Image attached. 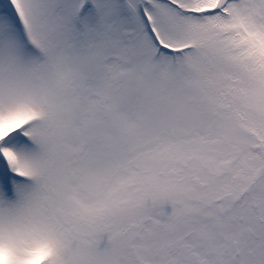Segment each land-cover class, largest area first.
I'll use <instances>...</instances> for the list:
<instances>
[{"label":"snow or ice","instance_id":"obj_1","mask_svg":"<svg viewBox=\"0 0 264 264\" xmlns=\"http://www.w3.org/2000/svg\"><path fill=\"white\" fill-rule=\"evenodd\" d=\"M0 264H264V0H0Z\"/></svg>","mask_w":264,"mask_h":264}]
</instances>
